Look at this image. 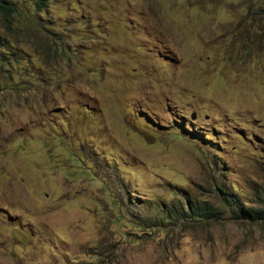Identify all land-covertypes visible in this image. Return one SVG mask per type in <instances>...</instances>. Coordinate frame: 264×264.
Returning a JSON list of instances; mask_svg holds the SVG:
<instances>
[{"label": "rangeland", "instance_id": "obj_1", "mask_svg": "<svg viewBox=\"0 0 264 264\" xmlns=\"http://www.w3.org/2000/svg\"><path fill=\"white\" fill-rule=\"evenodd\" d=\"M47 10L0 57V264H264V0Z\"/></svg>", "mask_w": 264, "mask_h": 264}, {"label": "trees", "instance_id": "obj_2", "mask_svg": "<svg viewBox=\"0 0 264 264\" xmlns=\"http://www.w3.org/2000/svg\"><path fill=\"white\" fill-rule=\"evenodd\" d=\"M48 7L49 0H0V57L9 55L12 39L22 30L33 31L38 14L48 11ZM0 62L3 59L0 58ZM229 202L232 203L231 200ZM214 213L210 207L196 206L186 214L188 218L201 219ZM232 215L236 220H264V210L261 209L236 207L232 209Z\"/></svg>", "mask_w": 264, "mask_h": 264}]
</instances>
